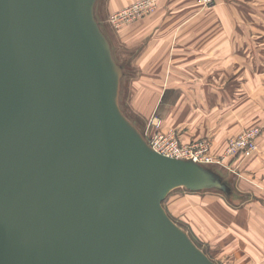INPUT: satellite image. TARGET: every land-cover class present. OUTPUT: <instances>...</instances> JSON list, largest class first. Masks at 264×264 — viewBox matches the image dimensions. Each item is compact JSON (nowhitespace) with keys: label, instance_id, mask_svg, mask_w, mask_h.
<instances>
[{"label":"water","instance_id":"obj_1","mask_svg":"<svg viewBox=\"0 0 264 264\" xmlns=\"http://www.w3.org/2000/svg\"><path fill=\"white\" fill-rule=\"evenodd\" d=\"M97 0H0V264H218L169 215L228 183L120 106Z\"/></svg>","mask_w":264,"mask_h":264},{"label":"crops","instance_id":"obj_2","mask_svg":"<svg viewBox=\"0 0 264 264\" xmlns=\"http://www.w3.org/2000/svg\"><path fill=\"white\" fill-rule=\"evenodd\" d=\"M99 1L97 0L95 5V15L111 44L115 60L122 68L121 94L123 79L127 75L126 65L117 59L115 43L106 32L104 23L99 17L97 9ZM133 1L135 0H105L104 7L110 14ZM217 1L215 9L206 12L197 0H160L152 13L130 25L117 29L116 33L122 44L132 45L134 54H136L133 66L138 70L139 76L136 79L133 77L135 85L139 86L142 84L141 81L147 79L148 83L158 82L164 86L161 97L164 96L162 100L165 104L158 114L162 117H170L169 121L172 126L180 124L178 118L181 116L190 118L192 116L191 110L185 108L183 101L204 102L205 100L220 101L233 98L232 94L222 92L221 85H225L226 81L221 79L222 77L220 78L219 73H208L207 75L210 74V76L206 80L205 70L223 68L224 65L228 69L235 67L236 56L233 54H236L238 50L236 41L238 36L245 35L264 39V0ZM243 6H245L244 10ZM241 14L244 15V18L248 17L250 28L237 27L238 20H243ZM209 21L212 22V28L205 29ZM174 37L196 38V44L192 46L197 53L195 57L189 55L188 46L175 45ZM206 37L209 39L208 47L205 44ZM263 39L259 42L256 41V46L253 44L244 45V49L248 47V53L260 52V56H263L255 60H249L248 57L246 61L248 69H264ZM181 41L177 40L175 43L180 44ZM206 51L213 55L217 54L218 61L205 60ZM219 56L223 57V61H220ZM178 69H201L202 79L200 82L190 85L189 82H184L186 79V81L190 80L182 77L181 73L177 72ZM195 85L196 87H194ZM247 94L248 113L252 111L251 114L249 113L251 119L248 122L240 119L239 124H236V119L231 117L223 122L220 120L210 121V118H205L212 114L214 118V113L208 114L201 111L202 109L206 110L203 106L194 114L198 115L195 122H183L184 124L180 127V132H184L181 135L182 140L189 142L194 137L207 136L212 140L214 152L222 153L228 145L229 138L240 131L241 125L264 123V75L254 80L248 78V93L243 95L244 98L247 97ZM235 97L237 98L236 95ZM192 105L194 106V104ZM253 118H255L254 121ZM258 143L259 150L251 156H237L230 159L229 169L234 175L233 184H229L220 172L211 167L230 187L229 193L219 188H209L229 194L227 197L229 203L225 204L224 210L221 207L219 212L220 221L217 223L221 228L214 234L216 242L213 246V258L218 264L220 262L221 264H264V131L260 135ZM208 166L210 167V165ZM232 192L236 193L237 198H244L235 202L231 199Z\"/></svg>","mask_w":264,"mask_h":264},{"label":"rangeland","instance_id":"obj_3","mask_svg":"<svg viewBox=\"0 0 264 264\" xmlns=\"http://www.w3.org/2000/svg\"><path fill=\"white\" fill-rule=\"evenodd\" d=\"M104 1V3H103ZM158 0V4H159ZM198 2L200 0H197ZM217 0L214 5L212 6H206L203 5L201 2L202 7L205 9L206 12L213 11L216 7ZM157 4V6H158ZM105 0H100L98 3V12L99 17L102 19V22L104 23V27L106 29V32L112 37L115 45V53L117 56V59L119 61L124 62L126 65V71L127 75L123 79V85L121 89L120 94V105L124 113L134 122L136 125L140 128L142 132L146 134V137L150 138V140H153L154 143H162V139L160 138L161 135H170L174 134L177 141L180 144H188L192 142H196L199 140H204L209 144L208 151L218 158H221L223 154L225 153L226 148L222 153H215L212 148V140L207 137H194L189 142H184L182 140L181 135L184 132H180V127H182L183 122L186 121H194L198 119V115H194L198 109L203 108L205 106L206 110L202 109L201 111H205L208 114L214 113V118L211 116H208L205 119L212 120H220L221 122L226 121L228 118L236 119V124H239L240 119L244 120L245 122H248V120L251 119L250 114L252 111H249L248 113V94L247 97L244 98V94L248 93V78H252L253 80L257 77H260L264 75V69L261 68H254V69H248V64L246 61L253 59H260V52L256 53H248V47L247 49H244V45L248 46L253 44L256 46V41H260L263 38L260 37H249V36H238L236 38L238 50L236 54H233L236 56V65L234 68H229L224 65L223 68L219 69H210L205 70V79H209V75H207L210 72L219 73V76L221 79H224L226 81L225 85H221L222 92L225 94H232L231 99L228 100H220V101H183L185 104V108L188 110H191L192 116L190 117H183L178 118V122L175 125H171L169 119L170 117H162L159 116L158 112L163 109V106L165 102L162 100L161 92H163L162 89H164L163 85H160L158 82L156 83L154 79L153 82L155 83H148L147 79L144 81H141V85H135L133 82V77L138 78V70L133 66V60L136 54H134L133 46H129L127 44H122V42L119 40L117 29L122 28L123 26L130 25L133 22L143 18L144 16H147V13L143 16H140L126 24H122L120 26L115 25L111 21V15L112 13H107L105 10ZM103 7V10H102ZM157 8V7H156ZM245 6L242 7L244 10ZM121 9V8H120ZM208 10V11H207ZM248 13V9L246 11ZM242 19L238 20L237 27L238 28H250V22H248V17L244 18V15L241 14ZM258 22V21H257ZM259 23V22H258ZM247 24V26H246ZM208 26H205V29L210 27L212 28V22L209 21L207 23ZM173 40L176 42L177 40H182L180 44L175 43V45H182L183 47L188 46V49L190 51V56H194L197 54L196 50H193L192 46H195L196 44V38L193 37H183L181 38H173ZM208 40L207 37L205 38V44L206 47H208ZM264 41V39H263ZM264 54V53H263ZM175 55V54H174ZM205 60H215L218 61L217 54H211L206 51L205 53ZM220 61H223V57L219 56ZM227 67V68H226ZM177 72L182 77L188 78L190 81L184 80V82H189L190 85L193 83L196 84V82H200L202 79L201 69H178ZM158 81V79H157ZM188 85V84H186ZM196 87V85L194 86ZM139 89V90H138ZM142 90V91H140ZM237 96V98L235 97ZM161 99V100H160ZM176 103V102H173ZM194 104V106L192 105ZM181 109V107H178ZM183 109V107H182ZM197 116V117H196ZM249 117V118H248ZM200 118H202L200 116ZM255 118H253L254 121ZM251 122V121H250ZM189 124H192L189 122ZM214 124V123H213ZM254 126H264V123H256V124H245L241 125L240 131L234 134L235 137L241 132H243L247 128H251ZM196 127V126H195ZM264 131V129H263ZM262 131V133H263ZM230 137V138H232ZM229 138V140H230ZM259 138L257 139L258 143ZM259 150V143L258 148L255 152ZM231 157H226L221 160L219 163H212L208 164L213 169L217 170L221 173L223 178L227 180L229 184L234 183V175L231 174V171L229 169V161ZM234 190V189H232ZM229 194H226L223 191L217 190V189H204V190H189L186 187H178L171 191L169 195L164 199L163 205L168 211L169 215L176 221L180 226H182L192 237V239L197 243L199 247H201L213 260H214V245L216 242V237H214L215 231H218L220 225L217 223L219 222V212L221 207L224 210L226 208L225 204H228V198ZM232 200L235 202L239 201V199H243L242 197L237 198L236 193L232 192L231 196ZM218 206V207H216ZM222 212V211H221ZM229 212V211H228ZM230 216V215H229ZM231 218V217H230ZM229 219V218H228ZM225 230V229H224ZM216 263H218L216 260H214ZM220 262V261H219ZM223 263V262H222ZM221 264V262H220Z\"/></svg>","mask_w":264,"mask_h":264},{"label":"built area","instance_id":"obj_4","mask_svg":"<svg viewBox=\"0 0 264 264\" xmlns=\"http://www.w3.org/2000/svg\"><path fill=\"white\" fill-rule=\"evenodd\" d=\"M203 5L212 6L216 0H200ZM158 0H135L111 15V21L120 26L140 16L154 11ZM264 126H254L245 129L235 137L230 138L227 149L221 158L212 155L208 149L209 144L204 140L188 144H180L174 134L161 135L162 143H154L147 137L150 145L159 152L178 158H192L203 164L219 163L226 157L251 156L258 148L257 139L262 134Z\"/></svg>","mask_w":264,"mask_h":264}]
</instances>
